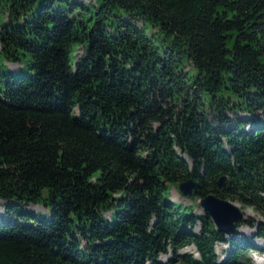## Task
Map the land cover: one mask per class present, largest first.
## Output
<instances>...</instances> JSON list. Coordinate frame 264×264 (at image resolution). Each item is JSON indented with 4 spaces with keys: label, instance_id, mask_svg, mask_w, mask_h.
<instances>
[{
    "label": "trees",
    "instance_id": "obj_1",
    "mask_svg": "<svg viewBox=\"0 0 264 264\" xmlns=\"http://www.w3.org/2000/svg\"><path fill=\"white\" fill-rule=\"evenodd\" d=\"M0 1V55L30 56L0 70V264H247L255 245L168 192L264 217V0H100L91 22Z\"/></svg>",
    "mask_w": 264,
    "mask_h": 264
},
{
    "label": "rangeland",
    "instance_id": "obj_2",
    "mask_svg": "<svg viewBox=\"0 0 264 264\" xmlns=\"http://www.w3.org/2000/svg\"><path fill=\"white\" fill-rule=\"evenodd\" d=\"M74 1L82 2L84 6L75 4L76 10L80 12V19H83L85 21H88V19L91 18V22L95 17V6L98 5L100 0H68L65 2L64 0H54V7H57L58 5L68 7L66 3H72ZM41 1L37 0L35 4L33 5V10H36L39 3ZM87 8V9H86ZM114 15L117 16H123L124 12L122 10H117L114 12ZM6 14L4 12V8L2 6V2L0 1V23L5 20ZM113 19H115L113 17ZM153 32V28L150 26L146 27V34L151 36ZM23 53V52H22ZM20 54V57L17 61H8L3 56L0 55V70L3 73H10L12 75H18L21 73H25L29 71L28 63L30 60V56L28 53H25V55ZM82 53V49L79 47L75 48V51L72 52L71 56L75 57L76 55H79ZM243 117H253V115H247L245 113H239ZM169 199L174 201L177 204L181 205H188L192 207V210L196 214H203L204 210L200 207L199 197H193L191 195L190 197L183 196L180 191L178 190V184L172 185L169 192ZM238 206L241 214L242 219L237 222L238 226H236V230L233 233H228L227 236L230 238H233L235 240L240 241H249L253 245H255L256 249L250 250L246 255V262L247 264H264V237L259 236L258 233L264 231V217L260 216L259 214L253 212L250 208L241 207L239 204L234 203ZM4 207H6V202L0 200V215L6 216V213L4 211ZM14 208L18 210L26 211L27 213H32L36 215V218H49L48 208L45 207L42 203H36V204H28L27 206H15ZM105 216H108V213H105ZM31 221H33V218H30ZM198 228V227H197ZM227 249V245L223 243H217L215 246V255L217 261H220L223 257H225V251ZM262 250V251H261ZM259 251V252H257ZM191 253L194 252L193 247H187L181 250H178L179 253ZM194 255L196 257L197 254L194 252ZM171 256V253L168 252L165 255L160 256V258L163 261H168Z\"/></svg>",
    "mask_w": 264,
    "mask_h": 264
},
{
    "label": "water",
    "instance_id": "obj_3",
    "mask_svg": "<svg viewBox=\"0 0 264 264\" xmlns=\"http://www.w3.org/2000/svg\"><path fill=\"white\" fill-rule=\"evenodd\" d=\"M227 182L226 176L219 177L217 190L224 188ZM198 184L188 178L178 183V190L183 196L190 197ZM200 207L210 217L214 226L224 233H233L236 230L237 222L242 219V214L237 205L227 199L221 198L214 193H208L200 199Z\"/></svg>",
    "mask_w": 264,
    "mask_h": 264
},
{
    "label": "bare ground",
    "instance_id": "obj_4",
    "mask_svg": "<svg viewBox=\"0 0 264 264\" xmlns=\"http://www.w3.org/2000/svg\"><path fill=\"white\" fill-rule=\"evenodd\" d=\"M264 263V262H263Z\"/></svg>",
    "mask_w": 264,
    "mask_h": 264
}]
</instances>
